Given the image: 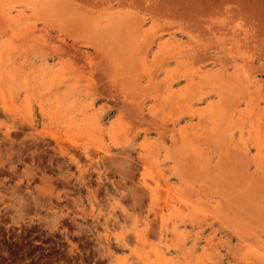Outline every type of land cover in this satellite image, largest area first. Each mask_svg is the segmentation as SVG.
<instances>
[{
  "label": "rangeland",
  "instance_id": "obj_1",
  "mask_svg": "<svg viewBox=\"0 0 264 264\" xmlns=\"http://www.w3.org/2000/svg\"><path fill=\"white\" fill-rule=\"evenodd\" d=\"M0 264H264V0H0Z\"/></svg>",
  "mask_w": 264,
  "mask_h": 264
},
{
  "label": "bare ground",
  "instance_id": "obj_2",
  "mask_svg": "<svg viewBox=\"0 0 264 264\" xmlns=\"http://www.w3.org/2000/svg\"><path fill=\"white\" fill-rule=\"evenodd\" d=\"M12 23V22H11ZM23 28V27H22Z\"/></svg>",
  "mask_w": 264,
  "mask_h": 264
}]
</instances>
